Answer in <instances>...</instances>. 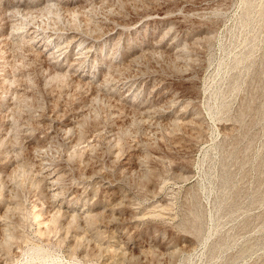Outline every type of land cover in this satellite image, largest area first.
Returning a JSON list of instances; mask_svg holds the SVG:
<instances>
[{
    "label": "rangeland",
    "instance_id": "obj_1",
    "mask_svg": "<svg viewBox=\"0 0 264 264\" xmlns=\"http://www.w3.org/2000/svg\"><path fill=\"white\" fill-rule=\"evenodd\" d=\"M0 264H264V0H0Z\"/></svg>",
    "mask_w": 264,
    "mask_h": 264
},
{
    "label": "bare ground",
    "instance_id": "obj_2",
    "mask_svg": "<svg viewBox=\"0 0 264 264\" xmlns=\"http://www.w3.org/2000/svg\"><path fill=\"white\" fill-rule=\"evenodd\" d=\"M76 38H78V37H76ZM80 39H81V38H80ZM56 51H57V50H56ZM56 51H55V52H56ZM53 52H54V51H53ZM56 53H57V52H56ZM54 54H55V53H54Z\"/></svg>",
    "mask_w": 264,
    "mask_h": 264
}]
</instances>
